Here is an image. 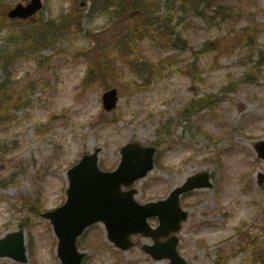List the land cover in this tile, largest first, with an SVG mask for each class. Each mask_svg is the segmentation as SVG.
<instances>
[{
	"label": "rangeland",
	"instance_id": "obj_1",
	"mask_svg": "<svg viewBox=\"0 0 264 264\" xmlns=\"http://www.w3.org/2000/svg\"><path fill=\"white\" fill-rule=\"evenodd\" d=\"M117 1L123 0H43L34 18L18 21L6 14L26 0H0V85L8 90L0 93L15 102L0 116V239L23 230L29 257L28 263L0 258V264H62L43 213L66 202L68 171L85 154L99 149L100 168L113 171L131 142L159 144L155 169L134 185L140 203L166 198L198 173L211 174L212 188L182 198L190 215L178 251L188 264H218L221 256L226 264H264V183H258L264 160L255 149L264 141V60L258 63L257 54L264 50V0H232L238 12L244 9L233 16L209 12L212 18L183 20L179 14L180 24L175 0H146L158 17H175L171 27L185 41L176 50L151 35L133 39L139 20L119 15ZM68 13L74 15L66 20ZM253 22L251 56L242 35ZM123 39L131 42L128 61L112 64L102 78L107 83L83 85L90 65L97 69L95 48L118 52ZM113 87L120 100L107 112L102 96ZM196 99L204 108L184 119ZM133 241L122 251L97 224L78 245L87 254L84 264L170 262L143 250L151 238Z\"/></svg>",
	"mask_w": 264,
	"mask_h": 264
},
{
	"label": "water",
	"instance_id": "obj_2",
	"mask_svg": "<svg viewBox=\"0 0 264 264\" xmlns=\"http://www.w3.org/2000/svg\"><path fill=\"white\" fill-rule=\"evenodd\" d=\"M41 7V0H32L26 6L19 4L10 11L9 17L27 19ZM103 101L106 110L114 109L118 102L117 90L106 92ZM154 152L155 149L144 148L139 144L127 145L121 151L123 161L118 171L101 173L97 167V151L94 155L84 157L69 172L70 189L66 205L45 214L59 238L58 254L63 264H81L84 254L78 252L76 239L86 227L99 221L105 222L110 240L122 249L132 245L129 237L134 233L142 232L158 241L160 236H168L180 230V224L187 219V213L179 209V196L196 188L210 186L208 176L201 174L190 178L165 202L140 206L134 201L135 191L122 192L121 187L130 186L154 167ZM260 155L264 157L262 150ZM154 215L160 216L161 226L153 231L147 224V218ZM176 243L177 239L171 238L163 244H169L165 251L157 243L152 247L145 246L144 249L155 258L170 257L173 260L171 264H185L175 251ZM0 258L28 261L23 232L9 234L0 240Z\"/></svg>",
	"mask_w": 264,
	"mask_h": 264
},
{
	"label": "trees",
	"instance_id": "obj_3",
	"mask_svg": "<svg viewBox=\"0 0 264 264\" xmlns=\"http://www.w3.org/2000/svg\"><path fill=\"white\" fill-rule=\"evenodd\" d=\"M121 4V8L124 11V13H134L138 12L140 14L143 13V6L139 3V0H123L122 2H117ZM117 4V5H119ZM130 4V5H129ZM175 4H177L178 9L177 13H182L183 15H190L193 14L192 17H204V18H212L210 14H207L209 12L214 13V15L218 16H228L227 14H231L230 16H233L234 14L239 13V8L236 4L232 2V0H175ZM149 5L146 0H144V15H138L139 17V23L135 27L138 26L137 29L133 30L130 34L133 36V39L140 37V35H144V39L148 36H153V40H160L164 39L166 41V49L174 50V49H182L183 45L185 44V41L181 40L182 34L175 33L176 28H172L170 25L171 19H173V16H169L168 18L162 19L155 15V13L152 11L150 12L148 10ZM207 14V15H206ZM209 15V16H208ZM71 16H69L70 18ZM180 18V17H178ZM52 26H57L55 22L51 23ZM155 26V27H154ZM186 28V26H184ZM44 32V36L49 37L48 29L44 28L42 29ZM255 31L254 25L251 27H247L243 30V38L244 41L247 42L249 36H251ZM153 34V35H152ZM35 36L32 34V37ZM169 39V41L167 40ZM131 43V42H128ZM128 43L126 41L123 42L124 50L121 52H118V56L121 58L128 59V56L131 54L128 52L129 50L126 49L128 46ZM248 43V42H247ZM187 48H189L188 45H186ZM99 51V55H96L95 58L97 60V64L95 65L97 69L93 65L90 66L89 74L84 82H92V84L98 83V80H101L104 76V78H108V73L112 71V60L113 55H109V51L102 48H95ZM170 61L171 59H167ZM126 61V60H125ZM128 61V60H127ZM147 71V70H146ZM146 75L152 76V71H147L145 73ZM157 74V73H156ZM158 74V76H160ZM198 76V75H197ZM107 82V81H106ZM87 84V83H84ZM7 92L8 90L4 85H0V92ZM9 104H15L14 101L9 100L7 93H0V116L3 114V112L7 111ZM204 105L203 100H194L192 103L188 105V107L185 110V114H193L196 113L202 108ZM221 264H225V261L221 260Z\"/></svg>",
	"mask_w": 264,
	"mask_h": 264
}]
</instances>
